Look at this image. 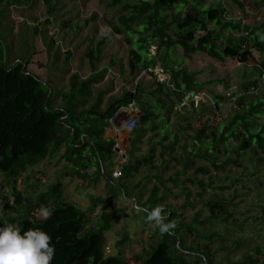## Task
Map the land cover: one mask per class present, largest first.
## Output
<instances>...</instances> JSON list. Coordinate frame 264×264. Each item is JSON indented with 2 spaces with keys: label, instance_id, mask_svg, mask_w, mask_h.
I'll return each mask as SVG.
<instances>
[{
  "label": "trees",
  "instance_id": "1",
  "mask_svg": "<svg viewBox=\"0 0 264 264\" xmlns=\"http://www.w3.org/2000/svg\"><path fill=\"white\" fill-rule=\"evenodd\" d=\"M29 1L0 0V24L7 19L9 6L24 5ZM232 1L241 11L245 10L243 3ZM107 6L120 8V15L116 23H111L107 36L87 54L93 74L80 84L72 83L70 91L61 94L62 104L59 106L58 92L29 71V62L17 61L11 67L4 65V46L7 43L0 36V60L3 63L0 67V173L14 198L13 204L4 209L3 220L17 224L21 231L30 228L47 231L55 245L52 264H128L122 250L112 256L106 252L105 236L113 229L117 214L104 212L90 227L89 213L79 205L65 201V185L61 180L49 185L46 192L35 190L30 193L28 190L29 197L25 199L17 186L26 173L47 160L54 162L59 158L67 169L62 178L81 181L80 195H84L82 191L86 181L98 184L105 180L110 196L129 200L131 181L147 169L155 173V185L147 201L142 202V194L134 203V215L146 224L147 213L162 205L163 215L167 217L165 222H173L175 227L171 234L161 235L154 225L150 250L136 255L135 262L221 264L216 255L219 250L223 251L222 247L214 251L209 247H195L189 243L186 234L198 236L201 229L216 226H223L228 231L235 219L233 202L215 194L206 200L191 222H180L175 205L168 203V185L172 183L180 188V177L184 176L185 185L190 184L201 189L203 194H209L215 182L210 169L198 167V162L210 163L214 170L225 173L230 167H243L239 161L247 155L252 161L264 154V89L261 87L264 83V24L260 28H251L230 19L228 9L220 0H112ZM257 6L264 7V0ZM55 12L53 7L50 14ZM113 34L123 36L129 47L131 82H135L143 72L161 66L171 73L175 90L165 83H158L156 89L148 91L143 83L138 82L134 92L123 90L104 106L106 95L114 90L111 87L107 92L98 93L94 106L88 107L94 82L102 81L103 74L108 71L99 72L98 68L104 59V47ZM154 47L157 51L155 56L151 52ZM176 49H181L186 58L206 55L222 63L228 59L238 60L252 66L260 79L254 85L252 82L245 84L243 96L233 95L238 98L236 107L225 122L221 105L233 102L228 95H213L215 106L201 102L197 108L194 101L186 102L193 93H206V84L198 82L197 73L183 63L181 67L170 63ZM253 88H259L257 96L250 94ZM133 103L140 110L139 120L129 138L128 159L118 166L115 162L117 141L107 139L106 134L109 122L119 110ZM80 106L84 107L82 113L78 111ZM178 107L184 108L189 116L186 117ZM174 115L189 123L188 127L182 128L183 131L193 132V144L184 146L181 155L177 154V149L183 141L182 133L169 132L170 119ZM145 143L148 145L147 154L138 156ZM222 155L226 160H221ZM231 156H236V159ZM173 162L182 169L176 167V172L166 178L172 171ZM118 167L121 169L119 183L114 178ZM194 169L195 179L188 176ZM199 174L209 175L210 184L200 181L197 178ZM38 185L33 188L42 186ZM138 187L146 188V184ZM260 187L264 188V182ZM105 203L104 199H91V212ZM137 205L143 211L138 212ZM43 208L52 213L47 220L40 215ZM9 210L18 216L8 217ZM128 238L126 233L117 248ZM205 239L210 244L217 240L223 244L226 237L215 231ZM238 245L236 242L235 247ZM260 255H263L260 251H248L242 260L228 264H264V259L258 257Z\"/></svg>",
  "mask_w": 264,
  "mask_h": 264
},
{
  "label": "rangeland",
  "instance_id": "2",
  "mask_svg": "<svg viewBox=\"0 0 264 264\" xmlns=\"http://www.w3.org/2000/svg\"><path fill=\"white\" fill-rule=\"evenodd\" d=\"M111 1L30 0L24 5L9 6L7 8L8 17L0 24V36L7 43L4 46V65L11 67L17 61L29 62V71L41 77L43 81L50 84L58 92L57 105H61V94L69 92L72 83L80 84L93 74L87 54L92 47H95L107 36L111 31V23H116L120 15V8L107 6ZM220 1L228 9L230 19L241 21L243 25L251 28H260L264 24V7L259 8L257 6L261 0H238L244 4V11H241L232 0ZM53 7L56 12L50 14ZM104 50V59L99 65L98 71L105 69L108 71L103 74L102 81L94 82L93 95L88 100V107L94 106L98 93L107 92L111 87H114V90L106 95L104 106L112 99L117 98L123 90L134 92L138 82L143 83L148 91L157 88V79L144 72L135 82L130 81L129 47L123 36L113 34ZM151 52L154 56L157 54L155 47ZM1 62L0 60V67L3 65ZM170 63L178 67H181L183 63L188 66L190 71L196 72L198 82L206 84V94L213 101V95L227 96L231 93L232 95L243 96L246 91L245 84L252 82L254 85L260 79L252 66L242 64L238 60L228 59L222 63L206 55H194L191 58H186L181 49L175 50V55ZM262 94L260 93L259 96ZM254 98L256 99V97ZM204 102L211 105L208 100ZM177 109H183L180 112L186 117L189 116L184 108L178 107ZM177 109L176 112H179ZM83 110L84 107L82 106L78 108L79 113H82ZM233 110L234 103L232 102L221 105L225 122ZM124 121L125 118L120 117L117 125H121ZM188 124L177 115L170 119L169 132L174 134L180 131L183 136V141L177 149L178 155L183 154L182 148L184 146L193 144V132H185L182 129L188 127ZM116 130L115 128L108 130L106 138L117 140L119 146L117 147L115 162L119 166L125 164L128 159L129 138L133 131L131 133L122 132L118 140L115 136ZM147 152L148 145L145 143L138 156H144ZM231 157L236 159V156ZM220 158L222 161L226 160L223 155ZM239 162L243 164V167H230L225 173L217 172L210 163L198 162V167L205 166L210 169L215 182L209 194H203L198 187L190 184L185 185L184 176L180 177L182 183L180 188H176L172 183L168 185V203L175 205L179 212L180 222H191L195 215L202 210L206 200L215 194L233 202L235 219L232 221L233 227L228 231L223 226H216L215 228L201 229L198 236L186 234L189 243L195 247H209L213 251L222 247L223 251L219 250L216 255L217 261L221 264L240 261L248 251L255 253L260 251L263 255L258 257L264 259V188L260 187V183L264 182V154H260L256 160L252 161L247 155L244 160ZM65 166L64 163H60L59 158L54 162L47 160L24 175L17 186L18 192L25 199L26 196L29 197L28 190L30 193L35 190L46 192L49 185L61 180L65 185V201L79 205L89 213L90 227L96 224L104 212H114L117 214L116 222L113 229L105 236L107 255L112 256L122 250L127 257L128 264H137L134 259L135 256L143 251H149L151 248L153 243L151 230L154 224L152 222L144 224L142 219L134 215V203L142 194L144 195L142 202L148 200L155 185V173L145 169L136 175L131 181V198L124 200L121 197L110 196L105 180H101L98 184L91 182V180L86 181L82 191L84 195H80L81 181L79 179L62 178V174L67 170ZM176 167L182 169L179 164L173 162L172 171L166 175V178L176 172ZM120 171L121 169L118 167L114 172V178L118 183L120 177L117 173ZM188 176L195 179V169L190 171ZM197 178L206 185L211 182L209 175L199 174ZM142 183L146 184V188L140 189L138 187ZM38 184H42V186L34 189ZM91 199H104L106 203L103 206L99 205L95 211L91 212ZM13 200L11 189L5 184V178L0 173V226L10 224L3 220L4 209L8 205H12ZM187 201L190 202L189 205ZM7 216L15 218L18 214L9 210ZM235 220L238 223H235ZM14 225L18 227L17 224ZM215 231L226 237L225 243L222 244L217 240L210 244L205 239L210 234H214ZM126 233H128L129 238L118 249L117 245L119 241L123 240ZM236 242L239 243L238 248L235 247ZM231 251L232 253H230Z\"/></svg>",
  "mask_w": 264,
  "mask_h": 264
},
{
  "label": "clouds",
  "instance_id": "3",
  "mask_svg": "<svg viewBox=\"0 0 264 264\" xmlns=\"http://www.w3.org/2000/svg\"><path fill=\"white\" fill-rule=\"evenodd\" d=\"M137 211H143L137 205ZM162 205L153 207L146 220L152 222L161 235L171 234L175 227L173 222H165ZM48 208L40 210V215L47 220L51 216ZM55 245L50 234L41 228L21 231L14 224L0 226V264H52Z\"/></svg>",
  "mask_w": 264,
  "mask_h": 264
},
{
  "label": "built area",
  "instance_id": "4",
  "mask_svg": "<svg viewBox=\"0 0 264 264\" xmlns=\"http://www.w3.org/2000/svg\"><path fill=\"white\" fill-rule=\"evenodd\" d=\"M144 73L150 74L151 76H153L152 73H154V77L157 79L158 83H165L168 85V87L173 88L175 90V85L172 83L171 73H167L161 66H158L154 70L150 69L148 71H145ZM263 79H264V76H263ZM261 87L264 89V83L262 84ZM258 92H259V88H253L250 94H258ZM228 96L232 98V101H233L232 103H234V108H235L238 98L233 96L231 93H229ZM190 100L194 101L197 104L196 106H199L201 102H204L206 100H208V102L211 103V105L215 106V102L206 93H200V94L193 93L187 97L186 102ZM139 114H140V110L134 103L131 104L129 107H125L119 110V112L109 122L110 128L117 129L116 130L117 134H115L116 139L118 140L120 139L122 132L127 131L128 133H131L136 128V125L139 120ZM120 117H124L125 121L122 122L121 125H117ZM118 146L119 145H117V147ZM117 175L121 176V171L120 173H117Z\"/></svg>",
  "mask_w": 264,
  "mask_h": 264
},
{
  "label": "crops",
  "instance_id": "5",
  "mask_svg": "<svg viewBox=\"0 0 264 264\" xmlns=\"http://www.w3.org/2000/svg\"><path fill=\"white\" fill-rule=\"evenodd\" d=\"M110 129H113V128H110ZM110 129H109V130H110Z\"/></svg>",
  "mask_w": 264,
  "mask_h": 264
},
{
  "label": "water",
  "instance_id": "6",
  "mask_svg": "<svg viewBox=\"0 0 264 264\" xmlns=\"http://www.w3.org/2000/svg\"><path fill=\"white\" fill-rule=\"evenodd\" d=\"M107 139H110V138H107Z\"/></svg>",
  "mask_w": 264,
  "mask_h": 264
}]
</instances>
